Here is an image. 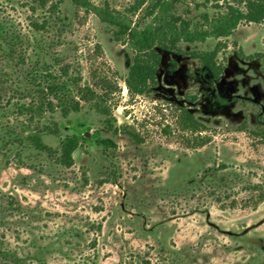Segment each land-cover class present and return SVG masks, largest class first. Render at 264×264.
<instances>
[{
  "label": "rangeland",
  "instance_id": "374dc122",
  "mask_svg": "<svg viewBox=\"0 0 264 264\" xmlns=\"http://www.w3.org/2000/svg\"><path fill=\"white\" fill-rule=\"evenodd\" d=\"M93 1L126 10L143 0ZM228 2L244 6L243 0H186L177 9L201 21L205 13L224 12ZM61 11L69 26L61 37L56 29L47 34L57 43L53 50L61 63L79 66L86 81L118 83L114 114L133 135L113 136L104 117L83 103L68 118L48 114L61 134L45 135L46 144L83 136L71 168L36 152L0 148V198L14 196L20 207L0 221V240L26 264H264V200L255 206L259 191L245 189L250 182L264 188V134L254 133L264 130V21H242L221 39L220 60L228 58L220 80L203 74L191 55L163 51L156 91L131 96L124 82L129 47L94 14L80 23L69 0ZM29 14L22 0H0V16L19 30H26ZM218 41L181 45L212 51ZM184 109L206 129L184 127ZM6 126L21 121L2 108L0 135ZM102 138H113L116 147H104ZM223 165V172L244 176L230 198L202 177Z\"/></svg>",
  "mask_w": 264,
  "mask_h": 264
},
{
  "label": "trees",
  "instance_id": "16d2710c",
  "mask_svg": "<svg viewBox=\"0 0 264 264\" xmlns=\"http://www.w3.org/2000/svg\"><path fill=\"white\" fill-rule=\"evenodd\" d=\"M22 1L30 12L26 30H19L13 21L0 16V109L8 108L21 121L19 127H5L7 134L0 135V148H15L20 153L36 152L55 165L71 168L75 163L74 153L83 146V136L68 134L56 147L46 144L45 135L61 134L59 124L49 119L48 114L60 112L68 118L87 103L104 117V128L113 136L121 133L131 135L125 126L118 125L111 103L119 91L118 83L106 77L91 83L86 81L79 66L61 63V54L53 50L57 43L50 41L47 34L56 29L61 37L67 31L69 24L61 11L65 0ZM69 1L76 16L81 18L80 23L94 14L110 27L115 41L123 42L131 50V64L124 80L131 96L150 95L156 91L163 51L191 55L200 63L203 74H211L214 80H220L228 58L224 56L220 60L225 49L221 39L232 36L242 21H264V0H243V7L228 2L224 12L213 16L205 13L201 21L190 18L188 10L184 13L178 11L177 5L186 0H143L126 10L117 9L109 2ZM81 11L83 16H79ZM208 38L219 40L212 51H189L181 45L204 42ZM182 124L192 130L206 129L187 109L183 110ZM254 133L264 134V130ZM98 142L104 147H116L113 138H102ZM19 161L25 164L20 154ZM225 167L209 168L202 177L216 185L222 197L230 198L237 182L244 176L236 170L223 172ZM245 189L259 191L255 206L264 200L261 184L250 182ZM16 209L20 207L14 196L3 195L0 198L2 224ZM0 264H26V259L0 240Z\"/></svg>",
  "mask_w": 264,
  "mask_h": 264
},
{
  "label": "flooded vegetation",
  "instance_id": "af4514ba",
  "mask_svg": "<svg viewBox=\"0 0 264 264\" xmlns=\"http://www.w3.org/2000/svg\"><path fill=\"white\" fill-rule=\"evenodd\" d=\"M174 53V52H173ZM175 54H178V53H175ZM178 55H180V54H178ZM187 55V54H186ZM131 64V63H130ZM130 67V66H129ZM128 71H129V69H128ZM221 79V78H220ZM126 86V85H125ZM127 88V87H126ZM128 89V88H127ZM157 89V88H156ZM221 101V100H220ZM222 102V101H221ZM226 102V101H225ZM225 102H222V103H225Z\"/></svg>",
  "mask_w": 264,
  "mask_h": 264
}]
</instances>
